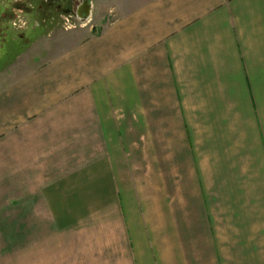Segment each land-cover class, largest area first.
Instances as JSON below:
<instances>
[{"label":"crops","instance_id":"1","mask_svg":"<svg viewBox=\"0 0 264 264\" xmlns=\"http://www.w3.org/2000/svg\"><path fill=\"white\" fill-rule=\"evenodd\" d=\"M99 19L0 90V264H264V0Z\"/></svg>","mask_w":264,"mask_h":264},{"label":"rangeland","instance_id":"2","mask_svg":"<svg viewBox=\"0 0 264 264\" xmlns=\"http://www.w3.org/2000/svg\"><path fill=\"white\" fill-rule=\"evenodd\" d=\"M12 1L0 0V90L24 71L39 64L48 50L67 47L97 31L101 16L104 21H109L118 12H127L147 0H92L91 25L72 30L63 27L66 11L38 9L41 0H32L31 8L13 15L12 8L7 9ZM17 14L27 19L23 29H17L10 23ZM82 31L85 33L78 35ZM14 236L11 233L0 235L9 244L5 251L11 248V243L17 240L19 234Z\"/></svg>","mask_w":264,"mask_h":264},{"label":"built area","instance_id":"3","mask_svg":"<svg viewBox=\"0 0 264 264\" xmlns=\"http://www.w3.org/2000/svg\"><path fill=\"white\" fill-rule=\"evenodd\" d=\"M14 2H21L23 0H13ZM93 3L91 2L90 9L83 13L80 10L66 11L63 16V27L66 30H72L77 28H86L91 25L93 21L92 13ZM23 15L17 14L16 17L12 18L11 24L17 29H23L27 25V19L22 18Z\"/></svg>","mask_w":264,"mask_h":264},{"label":"flooded vegetation","instance_id":"4","mask_svg":"<svg viewBox=\"0 0 264 264\" xmlns=\"http://www.w3.org/2000/svg\"><path fill=\"white\" fill-rule=\"evenodd\" d=\"M91 1L92 0H41V3L37 7L38 9L55 8L57 11L86 10L90 7ZM31 3L32 0H23L21 2L12 1L7 9L15 8L25 11L31 8Z\"/></svg>","mask_w":264,"mask_h":264},{"label":"trees","instance_id":"5","mask_svg":"<svg viewBox=\"0 0 264 264\" xmlns=\"http://www.w3.org/2000/svg\"><path fill=\"white\" fill-rule=\"evenodd\" d=\"M17 12H19L17 9H15V8L12 9V14H15Z\"/></svg>","mask_w":264,"mask_h":264},{"label":"water","instance_id":"6","mask_svg":"<svg viewBox=\"0 0 264 264\" xmlns=\"http://www.w3.org/2000/svg\"><path fill=\"white\" fill-rule=\"evenodd\" d=\"M87 14H88V12H87Z\"/></svg>","mask_w":264,"mask_h":264}]
</instances>
